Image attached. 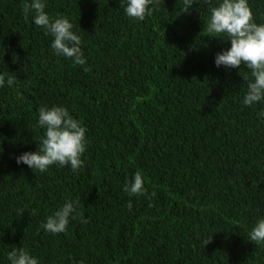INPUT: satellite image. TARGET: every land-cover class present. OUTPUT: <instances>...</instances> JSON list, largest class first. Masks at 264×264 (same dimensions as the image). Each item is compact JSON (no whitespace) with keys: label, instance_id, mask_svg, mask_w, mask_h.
<instances>
[{"label":"trees","instance_id":"obj_1","mask_svg":"<svg viewBox=\"0 0 264 264\" xmlns=\"http://www.w3.org/2000/svg\"><path fill=\"white\" fill-rule=\"evenodd\" d=\"M24 2L0 0V71L16 77L0 88V264L13 245L40 264H264L248 239L264 217V105L241 103L250 70L215 67L230 45L206 31V6L160 0L135 21L123 0H47L82 37L81 67L52 53ZM249 6L264 23V0ZM52 105L88 130L77 171L15 163L39 146L38 109ZM137 171L150 199L124 191ZM77 198L88 223L41 228Z\"/></svg>","mask_w":264,"mask_h":264},{"label":"clouds","instance_id":"obj_2","mask_svg":"<svg viewBox=\"0 0 264 264\" xmlns=\"http://www.w3.org/2000/svg\"><path fill=\"white\" fill-rule=\"evenodd\" d=\"M124 13L135 21H144L152 16L160 0H123ZM182 14L190 13L193 5L206 6V31L213 36L222 37L230 46L216 53V68L250 70L251 79L246 83V92L241 101L244 107L264 105V23L254 20L249 0H182ZM47 0H25L23 12L25 19L31 14L35 26L42 28L52 37L51 50L56 56L71 60L75 66H85L87 57L82 49V37L74 30V25L67 17L52 18L46 12ZM200 8L196 11L199 12ZM88 71L87 68H84ZM16 77L10 72L0 71V88H11ZM257 119H264V108L256 114ZM37 127L44 130L43 137L35 151H25L15 156V163L26 165L33 172H46L51 166H68L77 171L84 166L82 157L89 144L87 128L75 118L63 105L41 106L38 109ZM145 177L140 171L126 180L124 191L130 196H144L150 199L145 187ZM79 199H68L51 215L46 217L41 228L51 234L66 233L71 220L79 217L82 223L88 220L78 211ZM132 210V202H128ZM36 210H33L35 214ZM212 239V238H211ZM248 239L257 245H264V217L256 220L248 232ZM208 242H206V245ZM8 264H40L39 259L25 247L11 246L7 253ZM80 264H83L81 261Z\"/></svg>","mask_w":264,"mask_h":264}]
</instances>
